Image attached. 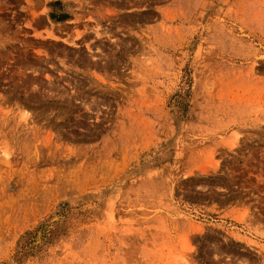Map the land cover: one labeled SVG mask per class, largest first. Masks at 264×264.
<instances>
[{
	"label": "rangeland",
	"instance_id": "1",
	"mask_svg": "<svg viewBox=\"0 0 264 264\" xmlns=\"http://www.w3.org/2000/svg\"><path fill=\"white\" fill-rule=\"evenodd\" d=\"M0 264H264V0H0Z\"/></svg>",
	"mask_w": 264,
	"mask_h": 264
}]
</instances>
